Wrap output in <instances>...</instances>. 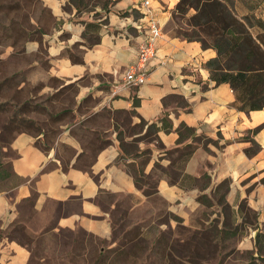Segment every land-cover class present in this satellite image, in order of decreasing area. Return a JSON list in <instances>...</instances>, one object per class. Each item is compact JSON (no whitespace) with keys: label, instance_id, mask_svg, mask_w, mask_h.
I'll list each match as a JSON object with an SVG mask.
<instances>
[{"label":"crops","instance_id":"1","mask_svg":"<svg viewBox=\"0 0 264 264\" xmlns=\"http://www.w3.org/2000/svg\"><path fill=\"white\" fill-rule=\"evenodd\" d=\"M37 1L41 12L28 17L24 32L30 37L19 53L41 47L43 74L59 83L51 88L59 94L57 114H51L57 128L20 131L10 144L9 177L0 180V224L12 238L0 241V264L29 263L30 249L18 241L16 227L35 238L81 232L104 242L99 252L120 246V230L144 240L148 215L160 217L152 208L157 201L175 221L171 229L207 209L224 232L229 211L252 232L247 251L264 255L258 252L264 241L251 240L264 234V107L240 111L230 86L210 80L204 65L216 51L163 33L147 82L128 87L123 75L143 38L144 0H117L108 13L97 6L81 15L68 0ZM148 1L163 26L180 0ZM103 20L93 31L91 24ZM92 37L97 41L89 43ZM68 91L73 99L63 100ZM152 125L154 139L146 142ZM181 125L194 134L179 140ZM127 128L137 131L122 139ZM129 143L137 153L125 152ZM185 147L192 153L179 165L177 153ZM248 149L254 153L248 156ZM156 220L150 226L161 235L167 225Z\"/></svg>","mask_w":264,"mask_h":264},{"label":"rangeland","instance_id":"2","mask_svg":"<svg viewBox=\"0 0 264 264\" xmlns=\"http://www.w3.org/2000/svg\"><path fill=\"white\" fill-rule=\"evenodd\" d=\"M81 1L82 4L79 5V0L77 2L75 0V4L79 5L77 13L80 15L83 12L94 11L97 6L102 9L104 4V0ZM194 1L196 0H192L193 3ZM225 2L231 6L237 20L244 23L245 31L250 34H264L263 29L257 25L258 19L264 22V2L260 0H225ZM176 5L170 10L169 19L162 26V33L182 39L183 36L206 38L207 33L191 26L190 18L195 14V10L189 9L187 14L183 15L176 10ZM40 10L37 0H0V180L9 177V160L13 156L10 144L18 132L30 131L35 127L33 132L41 128L45 130L57 128L54 127L55 122L51 114H57L59 94L52 93L51 88H58L59 83L43 74L45 56L41 52V47L38 53L32 55L19 53L20 49L25 47L30 34L24 31L20 33L17 27L26 30L31 12L37 17ZM33 36L38 38L39 34ZM95 40L92 37L89 43ZM32 64H36L35 69ZM62 97L63 100L73 99L71 91L64 92ZM44 108L48 111H44ZM27 118L33 122L27 123ZM63 121L67 120L63 119ZM143 125L141 123L140 128ZM133 131L137 130L127 128L126 134L120 137L124 139L125 135H130ZM154 133L150 126L142 139L146 142L152 141ZM124 150L126 153H137L131 143L124 147ZM179 155L180 153H177L178 159ZM173 156L176 158L175 155ZM125 161L122 158L123 164H126ZM143 182L148 183L144 179ZM219 201L222 199L217 198V204ZM152 206L156 211L155 214H159L160 217L157 219L148 215L149 224L148 229L144 231L146 233L144 240L139 238L138 232L124 234V231L120 230L124 235L117 236L120 246H124L123 250L127 255L133 253L125 263L124 258H117L110 251H106L101 257L99 250L105 247L104 242L81 232H62L35 238L24 231L18 233L20 237L18 241L26 244L30 249L28 264H121L122 262L123 264H264V255L253 257L252 252L247 251L250 248L252 232L242 222L236 223L230 213L226 217L227 221H223V225L225 223L226 225L225 230L223 229L224 233L221 234V230L218 229V217L210 216V211L207 209L197 214L187 224L177 222L171 229L170 224L173 222L172 226H174L175 221L165 213L163 205L157 201ZM211 218L213 220L210 225H206L204 222L210 221ZM153 220L167 225L161 235L155 231V225L150 226ZM246 222L249 224L253 222L252 214L247 213ZM125 224L124 220L123 225ZM8 234L9 232L0 229V241ZM9 236L11 237V234ZM255 236L251 240H255ZM159 237L162 246L159 247L157 244L155 248L154 240L156 238L158 240ZM260 240L264 241L262 237ZM258 252H264V246H259Z\"/></svg>","mask_w":264,"mask_h":264},{"label":"trees","instance_id":"3","mask_svg":"<svg viewBox=\"0 0 264 264\" xmlns=\"http://www.w3.org/2000/svg\"><path fill=\"white\" fill-rule=\"evenodd\" d=\"M116 1L104 0L101 10L108 13L109 8ZM68 2L76 11H79V5L82 4L81 0L78 2L79 5L75 4V0H68ZM260 2L263 3L264 0H260ZM189 9L195 10V14L190 18L192 28H198L201 32L207 34H205L206 38L183 36V39L188 42H198L202 48H212L216 51V58L207 61L204 65L209 72L210 80L216 86L221 84L230 86L234 92L238 110L243 112L261 110L264 107V34H250L245 31L244 23L237 20L238 18L232 11L231 6L226 4L225 0H196L194 3L192 0H180L176 5V10L183 15H186ZM238 21L241 22V26ZM105 22L106 20L99 24L92 23L93 31L100 29ZM257 23L258 27L262 28L264 32V22L258 19ZM87 27H89V24ZM17 28L20 33L24 31L20 26ZM207 39L210 42L206 41ZM27 121V123H31V121ZM151 128L154 129V126L152 125ZM193 134L192 129L184 125L180 126L179 140L182 137H189ZM191 153V147H185L180 152L179 162H185ZM245 153L249 156L254 151L248 149L245 150ZM140 180L136 173V185L139 186ZM260 183L264 186V177L260 180ZM223 187H225V184L221 185V188ZM225 209L228 210V207ZM14 230L17 233L24 232L22 227H16ZM223 233L221 232V234ZM261 237L264 239V234H256V243L261 241ZM9 238H12V235ZM123 249V246H119L108 251L112 252L113 256L117 258H124L123 262L125 263L128 261L127 258L132 256L133 253L127 255V252ZM99 253L101 257L105 254V252Z\"/></svg>","mask_w":264,"mask_h":264},{"label":"built area","instance_id":"4","mask_svg":"<svg viewBox=\"0 0 264 264\" xmlns=\"http://www.w3.org/2000/svg\"><path fill=\"white\" fill-rule=\"evenodd\" d=\"M145 24L143 38L138 46L135 61L130 64L124 75V84L128 87L144 85L150 75V65L156 57L157 44L162 38V26L152 17V9L148 0L141 4Z\"/></svg>","mask_w":264,"mask_h":264}]
</instances>
